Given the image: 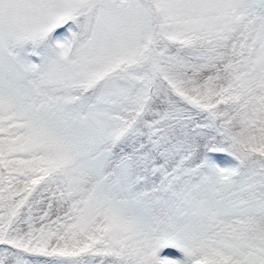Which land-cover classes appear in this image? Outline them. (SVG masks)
Returning <instances> with one entry per match:
<instances>
[{
    "label": "snow or ice",
    "instance_id": "obj_1",
    "mask_svg": "<svg viewBox=\"0 0 264 264\" xmlns=\"http://www.w3.org/2000/svg\"><path fill=\"white\" fill-rule=\"evenodd\" d=\"M0 264H264V0H0Z\"/></svg>",
    "mask_w": 264,
    "mask_h": 264
}]
</instances>
